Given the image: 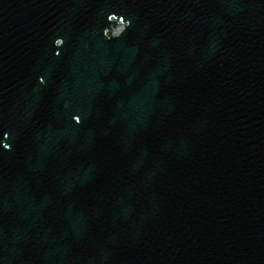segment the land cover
Listing matches in <instances>:
<instances>
[{"label":"water","instance_id":"water-1","mask_svg":"<svg viewBox=\"0 0 264 264\" xmlns=\"http://www.w3.org/2000/svg\"><path fill=\"white\" fill-rule=\"evenodd\" d=\"M0 264H264V0H0Z\"/></svg>","mask_w":264,"mask_h":264}]
</instances>
